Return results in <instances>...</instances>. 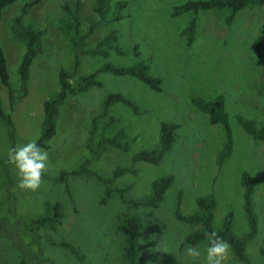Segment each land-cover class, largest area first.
Masks as SVG:
<instances>
[{
    "label": "rangeland",
    "instance_id": "1",
    "mask_svg": "<svg viewBox=\"0 0 264 264\" xmlns=\"http://www.w3.org/2000/svg\"><path fill=\"white\" fill-rule=\"evenodd\" d=\"M126 1L122 10L124 18L96 29L86 38V46L93 47L115 28L116 43L128 54L110 51L107 58L82 56L77 74H87L104 61L130 65L143 59L149 64L150 72L161 78V91H153L131 76L102 72L97 76L101 87L69 95L60 106L55 134L43 148L49 153V166L41 177V186L35 191L18 186L16 170L8 162L12 147L0 118V219H30L42 211L45 201H59L63 216L56 230L48 227L35 230L42 264H125L123 235L116 224L123 213H132L145 225L141 244L153 241L149 250L140 253L142 264H200L206 242L189 244L185 241L198 225L175 218L176 193L181 192L180 210L184 214L197 209L198 196L212 194L216 199L214 226H220L225 215L232 212L233 230L241 235L246 226L240 176L246 170L254 178L253 200L259 219L258 232L247 242L246 253L250 260L264 263L258 251L264 244V142L253 139L235 120V115L240 114L254 120L258 127L264 125V44L262 59H257L252 51L253 40L264 23V3L243 7L228 23V7L172 15L173 6L186 0ZM24 2L16 0L6 6L0 22V42L15 92L19 90L18 66L25 43L13 36L11 27ZM65 2L79 3L81 30L86 31L88 23L96 17L93 0H40L22 14L24 25L44 30V33L42 51L30 66L27 92L12 111L8 90L0 83L1 107L11 114L16 145L36 141L44 102L59 87L58 71L72 62V46L59 26L62 19L70 18L62 9ZM192 17L196 19L195 40L187 45L181 30ZM135 45L139 55L133 50ZM109 92L127 95L141 111L134 114L130 107L115 103L108 114L118 121L105 126L107 116L100 115V108ZM218 94L225 97L234 135L233 150L222 164L217 163L223 144L220 123L190 102L191 97L212 99ZM93 118L97 127L92 145L101 132L111 135L119 127L127 132V152L109 147L89 164V168L107 176L116 166H131L134 152L157 146L161 121L178 123L174 145L159 163L137 162L135 173H125L113 181L115 186L130 184L128 196L141 198L148 194L153 179L171 174L173 182L158 207L128 206L116 196L101 202L102 185L91 176H69L68 192L65 185L54 178L61 170L76 167L83 157L90 155L87 144ZM5 165L12 177L10 184ZM11 200L14 213L9 211ZM61 240L75 246L81 259L56 243ZM20 241L18 238L16 244L13 237L0 234V264H19L20 252L31 250ZM189 246L197 248L201 256L188 257L185 250ZM227 264H242L235 260L231 249Z\"/></svg>",
    "mask_w": 264,
    "mask_h": 264
},
{
    "label": "trees",
    "instance_id": "2",
    "mask_svg": "<svg viewBox=\"0 0 264 264\" xmlns=\"http://www.w3.org/2000/svg\"><path fill=\"white\" fill-rule=\"evenodd\" d=\"M16 0H0V22L2 18V10L15 2ZM40 0H25L20 8V13L17 14L12 21V34L15 38L24 41L25 50L18 66L19 90L15 92L10 81L7 70L6 57L0 42V83L8 90L9 110L12 111L15 104L26 94L27 82L29 78L30 66L36 55L42 51V35L44 30L34 29L31 25H24L22 14L28 8L38 4ZM95 19L87 25L86 31L81 30V20L78 12L80 5L75 2L69 4L65 2L62 5L63 11L69 15V20L62 19L59 23L60 30L67 37L73 52L72 62L69 67H61L58 71L59 87L57 91L51 94L44 102L43 118L40 127V133L36 139L37 144L41 148L47 147V142L53 137L56 131V122L59 115L60 106L64 103L69 95H76L80 92L87 91L92 87H101L102 82L97 78L102 72H109L116 76H131L146 84L153 91H161L162 80L160 77L150 72L149 64L138 59L130 65H119L110 61H104L97 66L93 71L87 74H77V69L82 56H101L107 58L110 51L125 55L128 51L122 49L117 43V30L111 28L93 47L86 46V38L89 37L99 27L111 22L119 21L124 18L122 10L126 7V0H93ZM264 0H186L181 4L174 5L172 15H179L187 11L197 13L201 10L211 8L228 7L230 13L227 17L229 23L237 11L247 5L263 4ZM196 19L192 17L181 30V35L185 37V43L191 45L195 40ZM264 44V23L259 28V32L253 40L252 51L257 59H262ZM136 55H139L137 46L133 47ZM191 104L202 113L208 114L215 118L223 131V144L217 155V163L222 164L224 159L229 156L234 146V135L229 120V114L225 107V97L222 94L214 96L212 99L201 97H191ZM115 103H122L132 110L134 114L141 110L135 102L127 95L121 92L107 93L101 103L100 115L107 116V121L104 124L108 126L111 123L118 121L117 117L109 115L110 107ZM0 118L4 122L7 129V136L11 147L16 145L17 137L15 133L14 123L11 114L1 107L0 101ZM235 120L238 125L250 135L253 139L264 142V125L258 127L252 119L245 118L240 114L235 115ZM104 126V127H105ZM96 118H93L90 128V139L87 144L89 156L82 158L79 164L70 170H61L54 178L65 185L68 192L67 180L69 176H91L102 185L101 202H105L111 196H116L117 199L125 205L132 207H149L156 208L164 199L165 193L173 182L171 174L163 175L155 178L150 183L148 194L141 198H130L128 191L131 188L130 184L120 186L113 185V181L125 174L135 173L134 165L137 162H146L151 164L159 163L163 156L169 152L176 139V130L178 123L174 121L163 120L159 124L158 144L154 148H142L134 152L131 156V166H116L111 174L103 175L96 170L89 168V164L93 158H96L99 153L109 147L119 149L123 152L129 150V141L127 132L123 127H119L111 135H106L101 132L92 145L93 134L96 130ZM4 172L7 182L12 183V177L7 165L4 167ZM243 198V212L245 219L246 230L241 235L233 230L232 212H228L221 225L216 227L213 224L214 209L216 199L212 194L200 195L196 198L197 209L191 213L184 214L180 210L181 192L178 191L175 197V206L173 209L174 216L177 220L187 224L198 225L187 238L189 244H197L206 242V233L215 232L218 236L228 241L235 260L242 264H264L250 260L246 253V244L253 239L258 232L259 219L255 210L253 200L254 196V178L250 172L244 170L240 176ZM9 211L14 213V203L11 200ZM63 216L62 206L59 201H45L42 211L30 219L11 220L9 218L0 219V234L5 237H13L17 244L18 238L21 239L20 244H24L31 250H24L19 254V264H42L38 256L39 236L35 234L38 228L48 227L51 230H56L57 225ZM144 223L136 215L132 213H123L116 224V229L123 235L122 253L125 264H142L140 253L142 250H149L153 241H148L141 244V239L144 236ZM57 244L67 248L77 258L81 259L77 248L66 241H58ZM37 246V248H36ZM36 250L35 252L32 250ZM260 255L264 258V244L258 249Z\"/></svg>",
    "mask_w": 264,
    "mask_h": 264
},
{
    "label": "clouds",
    "instance_id": "3",
    "mask_svg": "<svg viewBox=\"0 0 264 264\" xmlns=\"http://www.w3.org/2000/svg\"><path fill=\"white\" fill-rule=\"evenodd\" d=\"M8 162L16 170L18 186L22 189L35 191L41 186V177L49 166V153L41 148L35 140L18 144L9 149ZM206 246L200 264H227L230 244L215 232L206 233ZM188 257L201 256L195 247H187Z\"/></svg>",
    "mask_w": 264,
    "mask_h": 264
}]
</instances>
